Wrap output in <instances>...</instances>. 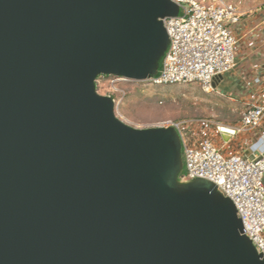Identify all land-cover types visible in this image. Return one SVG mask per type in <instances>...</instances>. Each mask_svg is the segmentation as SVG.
<instances>
[{"label":"water","instance_id":"95a60500","mask_svg":"<svg viewBox=\"0 0 264 264\" xmlns=\"http://www.w3.org/2000/svg\"><path fill=\"white\" fill-rule=\"evenodd\" d=\"M170 0H0V264H264L233 203L183 181L171 127L96 79L154 77Z\"/></svg>","mask_w":264,"mask_h":264},{"label":"built area","instance_id":"2783aa9c","mask_svg":"<svg viewBox=\"0 0 264 264\" xmlns=\"http://www.w3.org/2000/svg\"><path fill=\"white\" fill-rule=\"evenodd\" d=\"M178 6L176 17L162 20L168 37L167 50L154 77L137 82L154 88L198 85L214 92V81L229 73L234 63L237 37L230 27L239 21L238 5L224 0H170ZM117 78L98 77L97 92L108 84V96L115 106L125 96L116 87ZM254 83H260L256 78ZM264 121V104H248L236 127L217 126L220 134L233 137L254 132ZM209 121H168L159 127L173 128L181 144L183 181L204 180L234 205L247 238L264 258V133L250 146L260 156L247 160L225 155L222 147L208 135Z\"/></svg>","mask_w":264,"mask_h":264},{"label":"rangeland","instance_id":"374dc122","mask_svg":"<svg viewBox=\"0 0 264 264\" xmlns=\"http://www.w3.org/2000/svg\"><path fill=\"white\" fill-rule=\"evenodd\" d=\"M239 9L259 8L264 0H224ZM99 94L108 96L104 84ZM116 87L123 90V101L115 106V114L125 124L136 129L159 127L168 121L204 120L214 123L235 124L241 108L215 92L205 91L198 85L154 88L121 79Z\"/></svg>","mask_w":264,"mask_h":264},{"label":"crops","instance_id":"0c3cea01","mask_svg":"<svg viewBox=\"0 0 264 264\" xmlns=\"http://www.w3.org/2000/svg\"><path fill=\"white\" fill-rule=\"evenodd\" d=\"M230 30L238 39L233 67L214 81V92L238 104L242 114L248 104H264V5L254 10H240L239 21ZM256 78H260V83H254ZM239 123L240 119L235 124L211 122L207 133L222 147L225 155L254 160L260 155L253 153L250 146L264 133V121L258 130L241 132L233 137L215 129L217 126L236 127Z\"/></svg>","mask_w":264,"mask_h":264}]
</instances>
